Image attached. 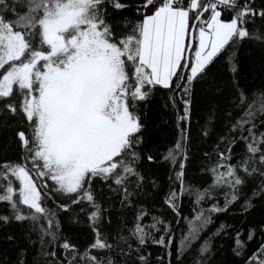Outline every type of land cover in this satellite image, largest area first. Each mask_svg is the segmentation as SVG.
<instances>
[{
  "label": "snow or ice",
  "instance_id": "obj_1",
  "mask_svg": "<svg viewBox=\"0 0 264 264\" xmlns=\"http://www.w3.org/2000/svg\"><path fill=\"white\" fill-rule=\"evenodd\" d=\"M245 47L264 54V0H0V264H213L221 237L234 264H264V82H243ZM234 209L260 218L202 236Z\"/></svg>",
  "mask_w": 264,
  "mask_h": 264
},
{
  "label": "trees",
  "instance_id": "obj_2",
  "mask_svg": "<svg viewBox=\"0 0 264 264\" xmlns=\"http://www.w3.org/2000/svg\"><path fill=\"white\" fill-rule=\"evenodd\" d=\"M262 58H264V54H262L258 49H251L248 47L242 48L240 53V60H241V75L244 77V81L246 82L248 86L250 87H258L262 82H264V68L261 67ZM212 74H218L219 71V64L213 66L211 68ZM223 71L226 73L227 69H223ZM149 117L151 120V131H152V138L156 144L160 145H167L171 140L174 139L175 135V129L174 125L172 124V117L170 116L169 112L162 107H160V94H157L156 103L153 104L150 112ZM164 121H168V123H164ZM195 124V121H194ZM3 141L0 140V144H2ZM202 147L201 142L199 141H193L191 145V154L193 156L198 154V150H200ZM0 154H2V150H0ZM9 157L13 160L17 159L16 151L13 149L8 153ZM168 165H162L158 170V176L160 181L163 185V190L166 191L168 187V177H169V171H168ZM193 175H196L197 177V183H201L200 181V173L199 169L197 168L194 172L193 166L190 165L188 169V177L191 178ZM162 199V193L161 195L157 196L155 198V201L150 202L147 206L153 207L155 209H159V204L156 201H159ZM220 203H223V196L220 197ZM207 207V205H205ZM238 207V206H237ZM191 213V204H190V198L185 196L183 200V206H182V214L185 216H189ZM130 218V214L129 217ZM260 218L259 211L253 212L251 215L245 217L238 214V212L234 209L230 211L228 214H218L213 217V223L208 225L205 232L202 234V236H208L210 233L214 232L216 228L219 226L221 222L227 223L229 225H234L236 228H243V230L247 231V228L251 225V223L257 219ZM124 219V216H122L120 211H116L113 215V226H118L122 220ZM149 221H145V223H148ZM173 225H175L176 221H172ZM185 224L184 221L180 222V228H184ZM14 231H16L18 234L22 231L18 226H14ZM180 229H177L176 235L177 239L179 238ZM87 236V229L86 227L83 229H77L74 230L72 234L73 242L74 243H82L84 239ZM259 241V235H257L256 239L250 243V247L255 246L256 243ZM225 245V248L223 251H221L219 254H216V249L220 248L221 244ZM152 251L155 253L159 252V249L153 248ZM213 252L215 255V260L213 264H219L220 261H223L224 264H234V262L237 260L236 257H234L230 249L228 247V242L223 238H217L214 240L213 244ZM31 255H34V250H30ZM175 261V248H173V262ZM185 264H191V254H189L185 258Z\"/></svg>",
  "mask_w": 264,
  "mask_h": 264
}]
</instances>
